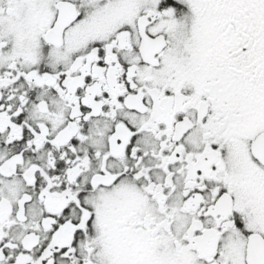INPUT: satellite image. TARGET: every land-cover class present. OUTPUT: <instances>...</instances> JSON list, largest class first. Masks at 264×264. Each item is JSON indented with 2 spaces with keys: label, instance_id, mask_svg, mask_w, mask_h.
Instances as JSON below:
<instances>
[{
  "label": "snow or ice",
  "instance_id": "6c2138e0",
  "mask_svg": "<svg viewBox=\"0 0 264 264\" xmlns=\"http://www.w3.org/2000/svg\"><path fill=\"white\" fill-rule=\"evenodd\" d=\"M0 264H264V0H0Z\"/></svg>",
  "mask_w": 264,
  "mask_h": 264
}]
</instances>
